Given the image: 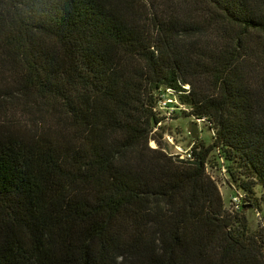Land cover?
Returning <instances> with one entry per match:
<instances>
[{"label": "trees", "instance_id": "16d2710c", "mask_svg": "<svg viewBox=\"0 0 264 264\" xmlns=\"http://www.w3.org/2000/svg\"><path fill=\"white\" fill-rule=\"evenodd\" d=\"M0 264H264V0H0Z\"/></svg>", "mask_w": 264, "mask_h": 264}, {"label": "rangeland", "instance_id": "374dc122", "mask_svg": "<svg viewBox=\"0 0 264 264\" xmlns=\"http://www.w3.org/2000/svg\"><path fill=\"white\" fill-rule=\"evenodd\" d=\"M177 102L173 104L176 106L175 110H162L163 115L166 117L162 123L164 130L162 138V147L170 155H181L184 151L187 152L194 145V140L188 134L187 129L191 121H195L199 126V139L206 146L212 144L214 132L210 129L208 123L204 121H196L193 117H188L187 113L189 108L187 106H181L178 98ZM172 107V106H171ZM152 148H157L155 142H151ZM212 154L211 162L207 169L208 174L214 179L218 185L219 191L223 197L225 206L229 208L231 206L232 198L236 196L237 189L229 182L228 175L223 167L214 165L215 157ZM214 159V160H213ZM245 210V216L248 220L249 227L252 232L259 231L262 225V215L257 211H253L247 207L242 208Z\"/></svg>", "mask_w": 264, "mask_h": 264}, {"label": "built area", "instance_id": "2783aa9c", "mask_svg": "<svg viewBox=\"0 0 264 264\" xmlns=\"http://www.w3.org/2000/svg\"><path fill=\"white\" fill-rule=\"evenodd\" d=\"M176 102H177L176 96L173 95L172 91L166 90L161 95V98L158 102V110H160L161 112H163L162 110H172L173 111L176 109V106L175 105L173 106V104H175ZM181 106H184V105L181 104ZM196 121L200 122L201 120H196ZM179 156H180V159L191 158V149H189V151L187 152L184 151ZM241 197H242L241 195L236 194V196L232 198L231 206H230L231 210H234V211L241 210Z\"/></svg>", "mask_w": 264, "mask_h": 264}, {"label": "water", "instance_id": "95a60500", "mask_svg": "<svg viewBox=\"0 0 264 264\" xmlns=\"http://www.w3.org/2000/svg\"><path fill=\"white\" fill-rule=\"evenodd\" d=\"M187 132L194 141L199 140L200 131H199V126H198L197 122L191 121L189 123V127L187 129Z\"/></svg>", "mask_w": 264, "mask_h": 264}]
</instances>
